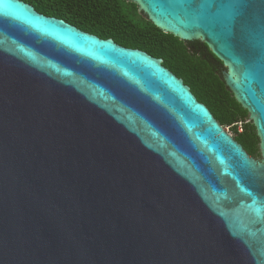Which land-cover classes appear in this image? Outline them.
<instances>
[{"label":"water","instance_id":"1","mask_svg":"<svg viewBox=\"0 0 264 264\" xmlns=\"http://www.w3.org/2000/svg\"><path fill=\"white\" fill-rule=\"evenodd\" d=\"M129 1L224 64L262 158L162 58L0 0V264H264V0Z\"/></svg>","mask_w":264,"mask_h":264},{"label":"trees","instance_id":"2","mask_svg":"<svg viewBox=\"0 0 264 264\" xmlns=\"http://www.w3.org/2000/svg\"><path fill=\"white\" fill-rule=\"evenodd\" d=\"M39 12L57 17L101 38H112L117 43L144 49L183 76L199 97L214 112L223 126L244 122L250 116L215 73L221 62L206 44L200 41L188 45L173 34L166 33L151 22L139 6L129 0H23ZM194 44L193 50L190 46ZM204 47H201V46ZM199 48L201 54H199ZM244 132H236V139L247 152L260 154V138L255 125H244Z\"/></svg>","mask_w":264,"mask_h":264},{"label":"flooded vegetation","instance_id":"3","mask_svg":"<svg viewBox=\"0 0 264 264\" xmlns=\"http://www.w3.org/2000/svg\"><path fill=\"white\" fill-rule=\"evenodd\" d=\"M177 38H178V37H177ZM180 40H181V39H180ZM181 41H182V40H181ZM184 42L188 45L190 42H194V41H184ZM201 43H202V44H205V43H203V42H201ZM120 45H122V44H120ZM122 46H125V45H122ZM125 47H127V48H133V47H129V46H125ZM190 47L193 48V50H194L196 46H195L194 44H192ZM201 47H204V46L202 45ZM134 49L143 50V51L147 52L148 54H150L151 56L156 57V56H154L153 54H151L150 52H148V51H146V50H144V49H141V48H134ZM201 49H202V48H199V54H201ZM210 50H211V49H210ZM156 58H157V57H156ZM162 59H163V65H164L166 68H168L169 70H171V71H172L177 77L183 79L184 83L190 87L191 91H192L193 94L196 96V98H197L200 102L204 103V104H205V105L211 110V112H212L213 115H214V112H213V110L211 109V107L199 97V94L196 92V90L193 88V86H192L191 84H189L188 81H187L183 76H181V75L178 74L175 70H173L172 68H170V67L165 63V59H164V58H162ZM215 63H217V66H215V69H214V70H215V73H216L217 75H219L221 79H223V70H225L224 64H223L222 62H215ZM223 80H224V79H223ZM214 116H215V115H214ZM215 118H216V117H215ZM234 128L237 129V132H238V133H242V132H244V129H245V127H244L243 130H242L241 132H239L237 127H234ZM234 130H235V129H234ZM233 137L236 139V136H233ZM236 140H237V139H236ZM237 141H238V140H237ZM238 142H239V141H238ZM239 143H241V142H239ZM241 144H242V143H241ZM242 145H243V144H242ZM250 156H252V155H250ZM252 157L257 158V157H255V156H252ZM257 159H258V158H257Z\"/></svg>","mask_w":264,"mask_h":264},{"label":"rangeland","instance_id":"4","mask_svg":"<svg viewBox=\"0 0 264 264\" xmlns=\"http://www.w3.org/2000/svg\"><path fill=\"white\" fill-rule=\"evenodd\" d=\"M244 125H254L252 119H250V116L246 119V121L244 122H238V123H235V124H232V125H229V126H224L228 132L230 134H232L233 136H236V132L234 130V127H237L238 128V131L241 132L244 128ZM258 159H261L262 158V155H261V152L260 154L257 156Z\"/></svg>","mask_w":264,"mask_h":264},{"label":"snow or ice","instance_id":"5","mask_svg":"<svg viewBox=\"0 0 264 264\" xmlns=\"http://www.w3.org/2000/svg\"><path fill=\"white\" fill-rule=\"evenodd\" d=\"M241 4L242 0H231L229 4L225 5V7L229 10V18H231L233 14L237 13ZM5 7L9 8L10 5H5Z\"/></svg>","mask_w":264,"mask_h":264},{"label":"built area","instance_id":"6","mask_svg":"<svg viewBox=\"0 0 264 264\" xmlns=\"http://www.w3.org/2000/svg\"><path fill=\"white\" fill-rule=\"evenodd\" d=\"M228 131V130H227Z\"/></svg>","mask_w":264,"mask_h":264}]
</instances>
